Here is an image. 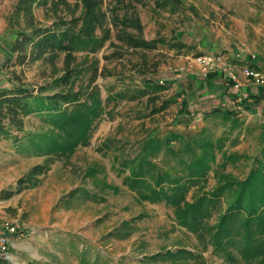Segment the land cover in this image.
Wrapping results in <instances>:
<instances>
[{
	"label": "rangeland",
	"instance_id": "1",
	"mask_svg": "<svg viewBox=\"0 0 264 264\" xmlns=\"http://www.w3.org/2000/svg\"><path fill=\"white\" fill-rule=\"evenodd\" d=\"M183 1L186 6L194 5L198 14L187 13V21L183 24L177 14L153 11L152 0H142L143 6L135 3L144 26L143 37L150 39L157 33L169 37L175 31L174 34L185 42L217 59L213 70L207 72V66L201 65L196 58L176 55L162 47L144 53L127 49L113 33L111 41L116 47L106 42L95 54L98 68L105 74L96 81L101 98L108 96L112 100L106 106V114L92 130L89 144L78 147L69 158L51 164L39 186L8 200L0 199V221L16 222L18 232L14 237L23 242L15 250L19 254L15 255L18 263L77 264L76 257L71 255L73 247L89 248L91 254L101 256L100 264H141L138 260L144 255L164 253L178 246L193 250L197 245L196 252L201 250L195 237L176 222L172 208L141 199L125 181L128 171H120L116 166L120 158L133 157L132 150L148 132L167 128L183 131V124L188 121L193 130L204 126L202 109H192L195 112L186 116L190 102H204L206 111L216 105L222 109L232 108L225 100V96L231 97L228 76L233 74L241 84L239 76L246 79L242 73L245 67L264 71V0ZM13 3L14 0H0V88L11 87L15 75L26 83L43 84L52 74L51 67L41 63L5 65L10 48L5 16ZM35 14L42 19L40 8L35 9ZM244 45H251L253 49L250 59L242 56L237 59L235 48ZM114 52L121 57L104 58ZM256 59L261 63L259 67L251 63ZM144 82L159 84L163 89L135 100H130L129 95L116 97L119 92L141 88ZM249 83L262 94L260 88ZM153 95L158 99L149 103L148 97ZM243 95L239 92L237 97ZM165 100L174 103L162 113L150 115L152 108ZM263 111L264 103H259L252 105L250 112L243 113L241 132L231 134L234 136H230L226 144L225 156L233 154L234 157L225 168H218L219 172L235 178L247 174L250 158L264 148V124L258 116ZM216 122L205 126L216 132L230 129L229 124ZM39 128L37 117L27 119L26 130ZM43 160V157L21 153L10 142L0 140V192L14 186L31 166L41 164ZM215 184V176L210 173L204 189L210 190ZM82 189L91 194L89 198L83 197ZM73 191L77 197L70 200L68 196ZM201 191L191 189L188 199ZM65 200L69 202L67 207L63 205ZM123 223L132 231L130 237L124 240L106 237ZM200 253L205 264H229L223 257L211 253V248Z\"/></svg>",
	"mask_w": 264,
	"mask_h": 264
},
{
	"label": "trees",
	"instance_id": "2",
	"mask_svg": "<svg viewBox=\"0 0 264 264\" xmlns=\"http://www.w3.org/2000/svg\"><path fill=\"white\" fill-rule=\"evenodd\" d=\"M152 1L153 11L177 14L181 24L187 21V13L198 16L195 6H186L183 0ZM135 3L145 5L142 0L126 3L124 0H14L5 16L10 35L5 65L41 63L53 71L49 80L40 85L26 83L15 75L11 87L0 88V140L10 142L21 153L44 159L43 163L31 166L14 186L2 190L0 199L8 200L39 186L51 164L69 158L78 147L89 144L92 130L112 100L108 96L101 98L96 81L105 74L99 70L95 54L106 42L116 47L111 41L113 33L122 46L142 53L162 47L192 58L207 55L175 35V31L169 37L157 33L153 38H144V26ZM36 8L41 9L42 19L37 18ZM77 53L81 54L80 58ZM112 57H121V54L104 56L105 59ZM143 85L119 92L116 97L129 95L130 100H135L163 89L150 82ZM156 99L157 95L149 96L148 102L154 103ZM263 99L261 93L247 95L231 109L216 105L201 112L205 125L219 121L229 124V130L216 132L204 124L193 130L188 121L183 124V131L167 128L148 132L132 150L133 157L120 158L116 166L120 171H128L125 181L141 199L173 209L176 222L195 237L201 252L211 248V253L223 257L229 264L239 261L264 264V148L250 158L243 178L218 171L234 157L233 154L225 156L226 144L230 136L241 132L243 113L251 111L252 105ZM172 103L173 100H165L155 105L150 115L162 113ZM33 116L39 119L40 128L28 131L26 122ZM186 116H191L188 109ZM210 173L214 174L216 184L205 190ZM193 188L202 191L189 200L188 194ZM75 194L73 191L69 199L77 197ZM82 195L89 198L91 194L82 189ZM63 205L67 207L69 202L65 200ZM131 234L123 223L106 237L124 240ZM197 249V245L193 250L178 246L164 253L144 255L138 262L205 264ZM72 251L78 264L101 263V256L91 254L89 248L73 247Z\"/></svg>",
	"mask_w": 264,
	"mask_h": 264
},
{
	"label": "built area",
	"instance_id": "3",
	"mask_svg": "<svg viewBox=\"0 0 264 264\" xmlns=\"http://www.w3.org/2000/svg\"><path fill=\"white\" fill-rule=\"evenodd\" d=\"M196 60L204 67L207 66L208 72L213 70L217 59L213 55L207 54L196 58ZM242 73L248 81H250L254 86L260 88L263 91L262 95L264 97V71L245 67L242 70ZM228 78L231 82L230 86L234 89H238L240 86L238 79L233 74H230ZM242 97H245V95L237 97L236 103H239ZM258 116L262 118V123L264 124V111L262 113L260 112ZM17 232L18 225L16 222L8 220L0 221V264H9V249L13 237L17 234Z\"/></svg>",
	"mask_w": 264,
	"mask_h": 264
},
{
	"label": "crops",
	"instance_id": "4",
	"mask_svg": "<svg viewBox=\"0 0 264 264\" xmlns=\"http://www.w3.org/2000/svg\"><path fill=\"white\" fill-rule=\"evenodd\" d=\"M252 50L253 49H252L251 45L246 46V47H245V45L244 46H241V47H237V48H235V51H236V53H235L236 55L235 56H236L237 59L242 56V57H244V58H246L248 60V59H250ZM186 57H188V56H186ZM251 63H252V65H254L256 67H259L261 65V63L259 62V59H256V60L252 61ZM234 64L235 65H238L239 62H234ZM239 78H240V81H241V84H240L239 88L238 89H234L233 87H231L229 85L228 86L229 87V90L228 89L227 90H228V93L231 94V97L228 99V97L226 98V96H225V100L228 103L232 104V106H235L236 105V100H237V96H238L239 92L244 93L245 96H247V95L254 96L255 94H259L260 95V90L259 89H256L255 87H253V89H252L251 88L252 86L250 85V83H249V81L247 79H244L242 76H239ZM230 84H231V82H230ZM218 97L220 99V95H218ZM200 98H202V97H200ZM263 101L264 100H262L260 103H263ZM220 102H222V101H220ZM198 103H200V102L193 101L192 103L191 102L189 103V105H188L189 106L188 107V112H189L190 115H192V113L195 112L192 109H194L196 111L199 110V109H202V111H205L206 110V107L203 106L204 105L203 104L204 102H201L200 104H198ZM223 103H221V104H223ZM190 105H192L194 108L190 107ZM197 105H199V108H198ZM249 118H250V116H249ZM18 239L19 238L13 237V240L11 242V246H10V249H9V258H10L9 264H20V263H18L16 261L15 255H19V254H16L17 252H15V250L23 242H21V240L20 239L18 240ZM30 248L33 249L34 251H37V248H35L34 246H31ZM75 261L78 264L77 259H75Z\"/></svg>",
	"mask_w": 264,
	"mask_h": 264
}]
</instances>
